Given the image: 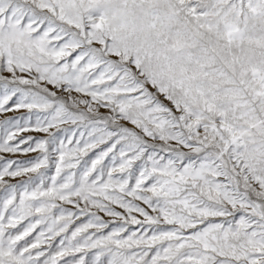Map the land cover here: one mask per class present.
Listing matches in <instances>:
<instances>
[{
  "label": "snow or ice",
  "instance_id": "6c2138e0",
  "mask_svg": "<svg viewBox=\"0 0 264 264\" xmlns=\"http://www.w3.org/2000/svg\"><path fill=\"white\" fill-rule=\"evenodd\" d=\"M0 264H264V0H0Z\"/></svg>",
  "mask_w": 264,
  "mask_h": 264
}]
</instances>
